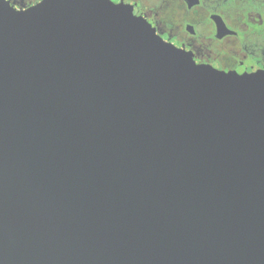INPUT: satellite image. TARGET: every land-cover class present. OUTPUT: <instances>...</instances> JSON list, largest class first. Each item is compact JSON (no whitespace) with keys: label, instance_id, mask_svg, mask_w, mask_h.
Listing matches in <instances>:
<instances>
[{"label":"water","instance_id":"obj_1","mask_svg":"<svg viewBox=\"0 0 264 264\" xmlns=\"http://www.w3.org/2000/svg\"><path fill=\"white\" fill-rule=\"evenodd\" d=\"M0 264H264V71L131 5L0 0Z\"/></svg>","mask_w":264,"mask_h":264},{"label":"flooded vegetation","instance_id":"obj_2","mask_svg":"<svg viewBox=\"0 0 264 264\" xmlns=\"http://www.w3.org/2000/svg\"><path fill=\"white\" fill-rule=\"evenodd\" d=\"M16 11L42 0H6ZM133 6L164 43L198 66L237 75L264 71V0H106Z\"/></svg>","mask_w":264,"mask_h":264}]
</instances>
